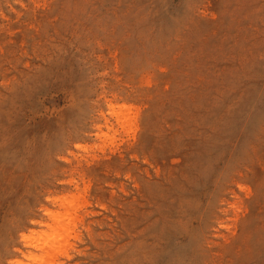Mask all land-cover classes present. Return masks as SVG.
Listing matches in <instances>:
<instances>
[{
	"label": "rangeland",
	"instance_id": "374dc122",
	"mask_svg": "<svg viewBox=\"0 0 264 264\" xmlns=\"http://www.w3.org/2000/svg\"><path fill=\"white\" fill-rule=\"evenodd\" d=\"M0 264H264V0H0Z\"/></svg>",
	"mask_w": 264,
	"mask_h": 264
}]
</instances>
